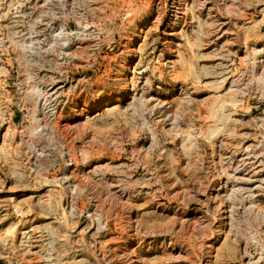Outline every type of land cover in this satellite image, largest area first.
I'll return each mask as SVG.
<instances>
[{
  "label": "rangeland",
  "instance_id": "1",
  "mask_svg": "<svg viewBox=\"0 0 264 264\" xmlns=\"http://www.w3.org/2000/svg\"><path fill=\"white\" fill-rule=\"evenodd\" d=\"M0 264H264V0H0Z\"/></svg>",
  "mask_w": 264,
  "mask_h": 264
},
{
  "label": "bare ground",
  "instance_id": "2",
  "mask_svg": "<svg viewBox=\"0 0 264 264\" xmlns=\"http://www.w3.org/2000/svg\"><path fill=\"white\" fill-rule=\"evenodd\" d=\"M182 11V10H181ZM259 152V151H258ZM248 160V159H247ZM246 163V162H245ZM229 191H230V189H229Z\"/></svg>",
  "mask_w": 264,
  "mask_h": 264
}]
</instances>
